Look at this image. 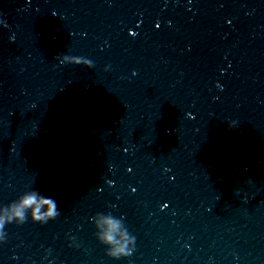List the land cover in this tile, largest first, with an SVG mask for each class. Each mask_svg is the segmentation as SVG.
<instances>
[{
    "label": "water",
    "instance_id": "95a60500",
    "mask_svg": "<svg viewBox=\"0 0 264 264\" xmlns=\"http://www.w3.org/2000/svg\"><path fill=\"white\" fill-rule=\"evenodd\" d=\"M0 221V264H264V0H0Z\"/></svg>",
    "mask_w": 264,
    "mask_h": 264
},
{
    "label": "clouds",
    "instance_id": "9594fccd",
    "mask_svg": "<svg viewBox=\"0 0 264 264\" xmlns=\"http://www.w3.org/2000/svg\"><path fill=\"white\" fill-rule=\"evenodd\" d=\"M93 66V65H92ZM36 207H33V206ZM41 206H45L48 209V215L50 218H55L59 213L57 212V202L54 198L48 197V196H40L38 199V193L33 192L29 195H26L23 197L19 204L14 207V216L17 218H23L24 216V210L28 208L33 209V213H38ZM33 219L36 221H39L41 217L39 215H34ZM105 223L108 225V231L104 234L102 237L103 241L107 244H114L115 236L114 233L118 229V223L114 220H107ZM3 226V222L0 221V227ZM124 253V247L121 246L119 248H116L113 250L112 255H118Z\"/></svg>",
    "mask_w": 264,
    "mask_h": 264
}]
</instances>
